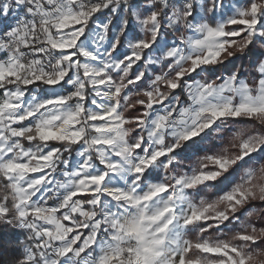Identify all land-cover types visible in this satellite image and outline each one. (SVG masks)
<instances>
[{"label":"snow or ice","instance_id":"obj_1","mask_svg":"<svg viewBox=\"0 0 264 264\" xmlns=\"http://www.w3.org/2000/svg\"><path fill=\"white\" fill-rule=\"evenodd\" d=\"M121 6L143 38H128L117 59L128 21L110 39V20L91 24ZM147 7L141 17L129 0H0V225L27 233L15 264H264V224L253 222L264 207L239 216L264 205V59L252 65V84L243 65L196 79L257 44L264 50V0L219 20L221 0ZM165 28L190 34L161 44ZM150 65L166 71L132 91ZM241 120L251 123L228 147H200ZM74 151L75 166L65 158ZM198 152L190 171L175 174L180 157ZM232 223L239 230L221 239Z\"/></svg>","mask_w":264,"mask_h":264},{"label":"trees","instance_id":"obj_2","mask_svg":"<svg viewBox=\"0 0 264 264\" xmlns=\"http://www.w3.org/2000/svg\"><path fill=\"white\" fill-rule=\"evenodd\" d=\"M145 0H129L130 5L144 2ZM122 7V6H121ZM111 14L109 10H105L102 13L97 14L92 21L91 27L93 28L96 21L102 17H105L107 15ZM125 15H127V18H130V12H125ZM130 20V19H129ZM129 28V25L127 27ZM171 30V29H170ZM173 31V30H171ZM175 35H178V32H175ZM259 59H264V50L260 48V46L257 44L254 47H251L245 54L241 55L239 53L235 54V57L232 61H230L227 65L219 66L215 72L211 75H209L210 79H214L215 76L223 74H230L231 71L235 70L236 65H243V70L240 73V77L248 79L249 83H253L252 79L249 77V74L251 73L252 76H255V73L252 72V65H254ZM135 68H133L132 72ZM114 76V75H113ZM191 80V78H189ZM145 87V86H144ZM32 91H35V88H33ZM31 94V92L29 93ZM176 95L181 96L182 103L187 105L188 101L187 98L183 95L182 90H177L175 93ZM136 99H143V97H136L133 96L132 100L135 102ZM89 103V100L88 102ZM141 109L137 108L136 110L132 112L125 113L126 117L133 118L136 117ZM249 121H229V127L224 130V139L223 140H214L210 143H204L201 144L200 147L203 149L209 150V153H216L221 151L223 147L229 146V141L231 140V137L234 132L238 131L241 126L250 124ZM135 135V134H134ZM27 147V145H25ZM204 152H198L195 155L192 156L191 160H186L183 156L180 157L179 164L175 168V174L182 175L186 171H190L191 168L196 164V161L199 156H203ZM75 156V151L71 154L69 157L68 154H65V158L72 160ZM259 163L264 164V159L260 160ZM247 167H259V164H255L250 162ZM62 168V166H61ZM164 173H153V176L157 179H162ZM203 195V194H202ZM212 193H207L208 198H212ZM264 207V205H261L259 202H256L252 205L247 206L245 209L241 210V213H239L240 219H244V212L250 210L251 208H260ZM253 222H255L257 225L264 224V220H256L255 217H253ZM239 230V226L235 223L228 224L227 228L225 229V233L221 235V239H230L232 234ZM27 237V233L23 229L19 228H12L8 225H0V264H15V261L22 255V249L23 245L20 243L21 241H25ZM23 238V240L21 239ZM189 239H195V236H189ZM212 238H216V233H212ZM259 249L264 250V242L259 244Z\"/></svg>","mask_w":264,"mask_h":264},{"label":"rangeland","instance_id":"obj_3","mask_svg":"<svg viewBox=\"0 0 264 264\" xmlns=\"http://www.w3.org/2000/svg\"><path fill=\"white\" fill-rule=\"evenodd\" d=\"M208 0H204V3L207 4ZM222 4L224 5V7L222 9H220L218 12L215 13V17L217 20L224 18L226 19L228 15H231V10L235 8V6L237 5H241L243 6L244 4H246L248 2V0H221ZM152 3V0H145L144 2H139V3H135V4H131V6L133 8H135V10L137 11V13L143 17L144 15L148 14V7L147 5ZM130 12V11H129ZM196 18L199 19L200 18V9L197 8L196 10ZM127 20L128 21V25L129 28H127L126 31V36L121 38V44H120V48L118 49V51L114 54V56L119 59L122 58L123 54L125 53V51H127L125 45L127 44L128 38H133V39H138V38H143L141 31H140V26L136 23V21L132 18L131 16V12H130V20L127 18V15H125V12L123 11V6L121 7V9L118 11L117 14H109L105 17H102L100 19H98L95 23L96 24H103V23H108L109 20L111 21V23L109 24V30H108V38L110 39L113 34H115L116 32H118L120 25H121V21L122 20ZM204 19L214 23L215 21L213 20L212 16L208 15L207 12H204ZM15 23V13H13L12 15H10L7 20H5L3 22V26L7 27L11 24ZM95 25L93 27V29H95ZM132 34H131V32ZM190 33L181 29L178 32V35H175V33L173 31H171L170 29L165 28L162 32L161 38L159 43L163 44L164 42H167L169 45L176 43H179V38L181 35L187 36ZM154 51V56L155 55H159L160 49L157 48ZM3 55V54H0ZM82 59V58H81ZM167 63V62H165ZM144 69V65L143 63H141L139 65L138 68H135L133 73L137 72L138 70H143ZM162 71H166L165 68H163V66H156V65H150L147 68V72L149 73V75L145 78L144 82L141 83L139 85V89H132V91H136V90H142V89H146L148 87V83L150 82L151 78L154 77L155 75H159L161 74ZM112 75L115 76V73H113ZM205 78L210 79L209 76L204 77V76H198L196 77V79H200V80H204ZM242 78V77H241ZM245 79V78H242ZM251 84V83H250ZM145 86V87H144ZM31 95V94H29ZM94 97H92L91 92L89 90V103L88 106L93 108V110H98L95 109V106L92 105L91 101ZM100 103H104L103 101H101ZM187 106V105H185ZM77 161V156H76V152H75V156L73 157V159L71 160V164L73 166H75ZM163 173V172H161ZM59 178V177H58ZM51 203V201H50ZM87 234V233H85ZM23 240V238H21ZM26 242V240H25Z\"/></svg>","mask_w":264,"mask_h":264},{"label":"crops","instance_id":"obj_4","mask_svg":"<svg viewBox=\"0 0 264 264\" xmlns=\"http://www.w3.org/2000/svg\"><path fill=\"white\" fill-rule=\"evenodd\" d=\"M131 32V31H130ZM131 34H132V32H131Z\"/></svg>","mask_w":264,"mask_h":264}]
</instances>
